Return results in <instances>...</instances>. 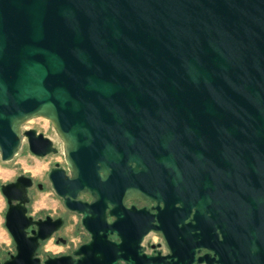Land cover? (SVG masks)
Segmentation results:
<instances>
[{"label": "water", "instance_id": "water-1", "mask_svg": "<svg viewBox=\"0 0 264 264\" xmlns=\"http://www.w3.org/2000/svg\"><path fill=\"white\" fill-rule=\"evenodd\" d=\"M35 117L63 142L69 174L55 163L49 179L87 229L99 214L105 225L110 207L122 234V218L143 211L124 202L139 198L156 204L158 224L134 222L129 250L153 227L176 264L191 262L168 236L171 215L197 239L188 256L204 246L219 264H264V0H0L1 160L23 138L36 156L57 152L22 130ZM30 183L20 175L0 187L17 244L0 264L30 256Z\"/></svg>", "mask_w": 264, "mask_h": 264}, {"label": "flooded vegetation", "instance_id": "flooded-vegetation-1", "mask_svg": "<svg viewBox=\"0 0 264 264\" xmlns=\"http://www.w3.org/2000/svg\"><path fill=\"white\" fill-rule=\"evenodd\" d=\"M27 129L32 128L28 127L22 130ZM36 132L42 133L37 130ZM44 136L48 137L45 134ZM54 166L55 163L47 171V179L53 191L54 189L49 179V173ZM63 168L66 170V173L69 174L68 168ZM25 176L31 178V183L27 187L28 200L25 203L26 212L24 220L26 223L23 228V242L30 254L29 257L25 258L27 264H79V260L82 259L83 253H77V251L83 245L92 241L93 236L94 244L87 254L89 264H107V262H111L113 259L115 261L112 264H130L129 259L134 260L137 264H176L175 261L178 257L171 256V249L167 244L165 234H163L161 230H156L153 227L142 235L136 252L129 250V247L133 246L135 243L139 232L138 229L131 231L134 222H143L148 219L151 220L152 225L156 226L158 224L157 214L159 210L155 208L156 204L154 202L139 198L126 199L124 204L127 208L133 206L136 210L143 209V211L139 216H128L126 214L122 218V234H119L110 226L116 219V216L110 213V207H107L105 211V225L101 224V219L99 218L100 214L98 217L91 220L92 231L83 225L82 213L69 209L65 205L63 198L57 195L55 191V195L63 201L67 213L76 216L78 221L68 223L67 214L53 215L47 212L41 213L32 211V209H30L31 192L34 190L42 191L45 185L33 179L30 175ZM78 199L83 202H91L92 197L89 193H82L78 196ZM12 203L16 204L17 201H13ZM190 219L191 215L185 219L184 223H188ZM57 220H61L59 225L56 223ZM162 220L168 230L170 240H172L174 244H177L176 248H178L180 253V261L190 260L191 262L187 264H219L216 262L218 256L204 246L194 247L193 255L188 256L187 251L189 247L193 241L197 240H194V232L189 231L187 233L184 229L182 230V223H179L177 226L171 224V221H173L171 215H162ZM39 226L41 227L40 229ZM8 233L11 237L12 247L5 252L0 251V263L5 262L11 256L17 254V244L12 234L9 231ZM41 236L46 237L42 238ZM118 246L120 248L117 250Z\"/></svg>", "mask_w": 264, "mask_h": 264}, {"label": "rangeland", "instance_id": "rangeland-1", "mask_svg": "<svg viewBox=\"0 0 264 264\" xmlns=\"http://www.w3.org/2000/svg\"><path fill=\"white\" fill-rule=\"evenodd\" d=\"M28 127L36 129L50 137L57 148V152L43 157L36 156L29 151L26 138H23L21 148L11 160L3 161L0 157V187L2 184L15 180L19 175H30L33 179L45 185L44 190H34L31 192L30 209L32 211L47 212L53 215L67 214L68 223L78 221L76 216L67 213L63 201L55 195L47 179V171L54 163H59L62 167H67L61 138L46 118H31L25 122L22 129ZM6 208V199L0 189V251L2 252L12 247L11 237L4 225Z\"/></svg>", "mask_w": 264, "mask_h": 264}]
</instances>
